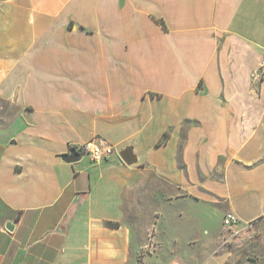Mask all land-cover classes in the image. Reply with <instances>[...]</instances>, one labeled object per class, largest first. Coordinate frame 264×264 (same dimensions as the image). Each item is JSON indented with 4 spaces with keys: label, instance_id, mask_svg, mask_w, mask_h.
Here are the masks:
<instances>
[{
    "label": "crops",
    "instance_id": "obj_1",
    "mask_svg": "<svg viewBox=\"0 0 264 264\" xmlns=\"http://www.w3.org/2000/svg\"><path fill=\"white\" fill-rule=\"evenodd\" d=\"M263 60L264 0H0V264H264Z\"/></svg>",
    "mask_w": 264,
    "mask_h": 264
},
{
    "label": "built area",
    "instance_id": "obj_2",
    "mask_svg": "<svg viewBox=\"0 0 264 264\" xmlns=\"http://www.w3.org/2000/svg\"><path fill=\"white\" fill-rule=\"evenodd\" d=\"M251 77L252 81L255 83H264V60L261 65L252 72ZM76 150L83 156H87L92 163H101L117 153L112 144L99 137L79 145ZM239 223V218L233 213H227L224 216L223 226L226 236H224L223 244L225 246L232 243L236 238L235 229L238 227Z\"/></svg>",
    "mask_w": 264,
    "mask_h": 264
},
{
    "label": "water",
    "instance_id": "obj_3",
    "mask_svg": "<svg viewBox=\"0 0 264 264\" xmlns=\"http://www.w3.org/2000/svg\"><path fill=\"white\" fill-rule=\"evenodd\" d=\"M117 154L124 161V163L129 166H132L138 162V157L131 146L118 149ZM83 157L84 156L80 154L76 149H71L70 153L62 155V160L68 164H75L80 162ZM15 226V222L9 221L6 225V228L8 231L13 232Z\"/></svg>",
    "mask_w": 264,
    "mask_h": 264
},
{
    "label": "rangeland",
    "instance_id": "obj_4",
    "mask_svg": "<svg viewBox=\"0 0 264 264\" xmlns=\"http://www.w3.org/2000/svg\"><path fill=\"white\" fill-rule=\"evenodd\" d=\"M198 230H200L203 226H202V222L201 221H197L196 224ZM168 264L166 263L165 259L162 258H157V257H152V258H148L146 264Z\"/></svg>",
    "mask_w": 264,
    "mask_h": 264
},
{
    "label": "trees",
    "instance_id": "obj_5",
    "mask_svg": "<svg viewBox=\"0 0 264 264\" xmlns=\"http://www.w3.org/2000/svg\"><path fill=\"white\" fill-rule=\"evenodd\" d=\"M72 149H76V147L75 146H73V147H71Z\"/></svg>",
    "mask_w": 264,
    "mask_h": 264
}]
</instances>
